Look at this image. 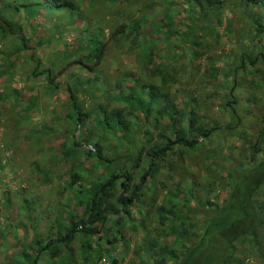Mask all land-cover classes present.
Wrapping results in <instances>:
<instances>
[{"label": "rangeland", "instance_id": "obj_1", "mask_svg": "<svg viewBox=\"0 0 264 264\" xmlns=\"http://www.w3.org/2000/svg\"><path fill=\"white\" fill-rule=\"evenodd\" d=\"M200 1L0 0V264H159L149 243L155 251L166 245L173 254L165 264H179L208 230L210 209L233 193L240 169L258 186L254 205L263 210L264 4ZM4 20L17 31L5 32ZM96 38L104 47L90 71ZM150 85L161 95L148 115L140 100L150 99ZM69 89L82 126L72 119ZM105 110L122 111L121 123L107 126ZM190 118L211 133L187 132L180 137L197 139L194 149L180 140L163 151L128 214L110 213L93 238L78 235L58 255L45 251L35 261V239L45 244L65 232L71 215L82 216L86 189L125 170L134 175L130 185L139 183L150 149L174 140ZM259 140L262 151L251 162ZM97 145L112 162L90 153ZM73 172L79 181L71 185ZM121 193L112 199L118 209ZM185 203L193 212L191 236L182 240L162 216L189 212ZM261 219L212 237L216 227L208 225L191 264H264Z\"/></svg>", "mask_w": 264, "mask_h": 264}, {"label": "trees", "instance_id": "obj_2", "mask_svg": "<svg viewBox=\"0 0 264 264\" xmlns=\"http://www.w3.org/2000/svg\"><path fill=\"white\" fill-rule=\"evenodd\" d=\"M244 2L248 4H264V0H243ZM198 4L201 5V1L197 0ZM171 4L174 5V2H171ZM65 6H69L70 9L78 11L79 8L74 5L71 2L64 1ZM3 20L0 21L2 23ZM6 23L4 26L5 32H16L17 29L13 26L12 22H9L8 20H4ZM21 31V30H20ZM22 34V32H20ZM23 39L24 47L29 48L28 41L25 38V36L21 35ZM92 46V55L95 58V61L93 64H87L88 69L90 71L95 70V66L100 63L102 51L104 45H99V41L96 38L91 43ZM34 57V56H33ZM163 81H165L163 79ZM70 90V100L72 105V112L73 114L77 113V116L73 115L72 119L75 120L76 123H78L80 126L85 124V118L81 111H79V105L76 100V96ZM161 95V90L159 87H156L154 85H150L149 89V96L150 99L148 101L140 100V103L143 106H146L147 114L149 115L152 113L151 106L153 105V101H155L159 96ZM132 97V96H131ZM134 98V97H133ZM137 100V99H136ZM135 102H133L134 104ZM105 115V122L107 126L110 128L113 127L114 124L121 123V119L124 117V114L122 111H104ZM172 125L175 127V122L172 123ZM179 129L175 132V139H168V142L166 146L159 147L158 145L152 147L149 151V154L151 158L149 159V165L148 169H145L144 173L141 176V180L139 183H133L130 185V182L134 179L133 173H130L129 171L125 170L121 173H113L109 178L100 180L97 183V186L94 190L86 189V194L84 196H81L78 203L84 205V213L82 216H70L68 218V222H61V225L66 226V230L64 233L59 234L54 239H50L45 244H43L38 239H35V242L39 244L40 250L35 255V261L37 262L40 255L45 252L49 251L50 254L56 256L59 254V251L63 248H67L69 244L78 236H82L86 239H91L93 236H95L96 233H100L101 229H103L104 225L107 223L108 216L110 213L112 214H118L119 212H124L128 214L129 212V206H131L134 203L135 196L138 194V192L144 187V185L147 182L149 171H154L158 167V159L161 158V153L163 151H166L167 149H170L172 145H174L177 142H180V140L184 141V145L190 149H194L197 144V139L194 138H187L182 137L181 135L185 136V134L188 133H199L202 136H206L211 133L212 129H204L202 127H199L196 125V120L194 118H190L189 125L186 129L183 127H178ZM261 140H259L258 143L254 144L252 147V151L250 153V160L251 162L256 161V157L258 154L262 151L261 147ZM91 154H95L97 158L103 162V163H110L113 161V159H110L106 155L103 154V151L100 147V145H97L96 151L91 150ZM139 166V162L136 164ZM257 166V169L259 172L264 173V164ZM235 172V171H234ZM239 174H237L238 178L235 181L234 185V191L230 195V197L227 199L225 203L221 206H217L210 200H206V204L210 206H217L216 208H211L210 212L212 214V218L207 222L203 234L202 239L200 241V244L198 246H193L190 248L188 254L186 257L179 263V264H191V261L193 260L194 252L198 250V248L202 245L203 239L207 234L210 233L209 226L216 227L210 237L220 234L222 232L233 230L237 227V225L241 222H245L246 220H257V219H264V208L262 211H258V209L254 205V193L257 191V185H255L252 181H249V174L245 173L244 170H239ZM230 177H234L233 171L229 174ZM125 178L126 181L118 182L120 179ZM79 181V175L76 172L72 173V179H71V185L76 184ZM198 184L197 181H193L191 187L187 191V197L189 199L195 198V187ZM117 188L122 190V193L120 195V202L121 207L120 209L116 208V206L112 203V199L114 194L116 193ZM133 190V195L131 197H127L123 195V193ZM81 193L84 192V189L80 190ZM175 194V193H174ZM173 198V193L170 195ZM177 197V196H176ZM187 199V200H189ZM197 200V199H195ZM189 202V201H188ZM186 207L189 208V212H186L185 214H182L180 211L177 213L172 214V210L169 211L170 214H172V218L169 219V217L166 215V217L162 216L163 220L162 222H170L169 224L173 227L175 233L178 235V237L182 240L190 238V230L187 227V218H189L190 214L193 212V208L190 205V203H185ZM163 209L162 207L160 208ZM235 212H238L235 216L234 220L229 223V225H226V222L230 219V214H233ZM220 226V227H219ZM207 231V233L205 232ZM247 233H252L251 230H248ZM208 236V235H207ZM155 244L149 243L147 246L148 252L152 253L155 252V261L159 264H165L166 261V254L167 252L172 253L171 250L167 248L166 245H163L159 247L160 249L156 250L153 248ZM137 264H148L147 261L142 258L139 260V263Z\"/></svg>", "mask_w": 264, "mask_h": 264}]
</instances>
